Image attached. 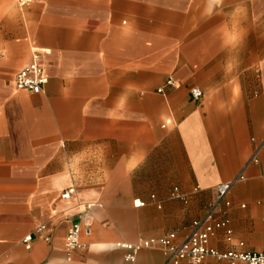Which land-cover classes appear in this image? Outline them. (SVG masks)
<instances>
[{"label": "crops", "instance_id": "crops-1", "mask_svg": "<svg viewBox=\"0 0 264 264\" xmlns=\"http://www.w3.org/2000/svg\"><path fill=\"white\" fill-rule=\"evenodd\" d=\"M228 182L209 246L264 252V0H0V264H166L115 245L183 240Z\"/></svg>", "mask_w": 264, "mask_h": 264}, {"label": "built area", "instance_id": "built-area-1", "mask_svg": "<svg viewBox=\"0 0 264 264\" xmlns=\"http://www.w3.org/2000/svg\"><path fill=\"white\" fill-rule=\"evenodd\" d=\"M47 84V77L44 73V65L42 56L38 52H33L29 62L15 75L14 85L19 91H26L31 94H40L43 92ZM169 86H173L171 81H168ZM158 92H161L159 90ZM190 95L193 100L197 101L201 98L202 92L200 89L194 88ZM171 124V120H165L162 128ZM232 183H221L217 186V200L216 204L212 206L209 214L201 221H194L191 224V231L188 236L179 241L175 233H168L158 237L140 238L136 243H117L116 249L126 251L125 260L129 263L135 261V256L138 252L143 250H159L165 257L166 264H206L207 259L216 261H225L229 264H264V252H245L229 250L226 252H219L211 248L208 244L210 235L215 230H222L225 235L226 242L232 240V230L228 227V221H215L214 212L217 206L222 203L226 207L230 206L227 200V194ZM72 190H66L62 194V198H68L72 194ZM172 197L183 200L174 189ZM154 198V197H152ZM138 206H143V203H136ZM81 226L79 224L72 226L68 230L64 239V250L70 258L71 254L79 250V235L81 233ZM88 233V230H84ZM36 233H41V229L37 228ZM32 236L28 235L23 239L26 249L30 248ZM47 240V238L45 239ZM243 244H239L242 247Z\"/></svg>", "mask_w": 264, "mask_h": 264}]
</instances>
